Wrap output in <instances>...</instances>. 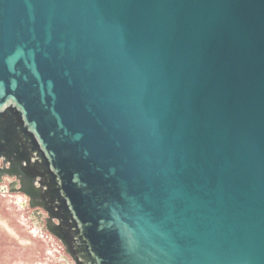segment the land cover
Returning <instances> with one entry per match:
<instances>
[{
    "label": "water",
    "instance_id": "1",
    "mask_svg": "<svg viewBox=\"0 0 264 264\" xmlns=\"http://www.w3.org/2000/svg\"><path fill=\"white\" fill-rule=\"evenodd\" d=\"M7 190L73 264H264V0H0Z\"/></svg>",
    "mask_w": 264,
    "mask_h": 264
},
{
    "label": "rangeland",
    "instance_id": "2",
    "mask_svg": "<svg viewBox=\"0 0 264 264\" xmlns=\"http://www.w3.org/2000/svg\"><path fill=\"white\" fill-rule=\"evenodd\" d=\"M11 182L5 178L1 187ZM46 217L29 207L26 196L0 193V264H73L61 242L45 229Z\"/></svg>",
    "mask_w": 264,
    "mask_h": 264
},
{
    "label": "bare ground",
    "instance_id": "3",
    "mask_svg": "<svg viewBox=\"0 0 264 264\" xmlns=\"http://www.w3.org/2000/svg\"><path fill=\"white\" fill-rule=\"evenodd\" d=\"M24 201V200H23ZM34 223V222H33ZM53 238V237H52Z\"/></svg>",
    "mask_w": 264,
    "mask_h": 264
}]
</instances>
